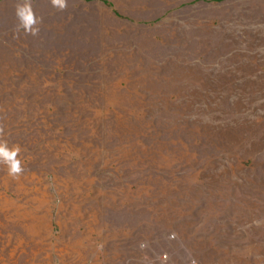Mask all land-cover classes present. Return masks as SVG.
Wrapping results in <instances>:
<instances>
[{
	"label": "rangeland",
	"instance_id": "rangeland-1",
	"mask_svg": "<svg viewBox=\"0 0 264 264\" xmlns=\"http://www.w3.org/2000/svg\"><path fill=\"white\" fill-rule=\"evenodd\" d=\"M143 1L0 0V264H264V0Z\"/></svg>",
	"mask_w": 264,
	"mask_h": 264
},
{
	"label": "crops",
	"instance_id": "crops-1",
	"mask_svg": "<svg viewBox=\"0 0 264 264\" xmlns=\"http://www.w3.org/2000/svg\"><path fill=\"white\" fill-rule=\"evenodd\" d=\"M90 1H96V0H90ZM99 1H102L104 4H107V5H110L111 7H114V8H121L120 7V5H119V7H116V0H99ZM129 1H131V0H129ZM137 2H140V3H142L141 5H140V8L142 9V8H145V7H147V8H150L149 7V4L148 5H145L144 4V2L145 1H143L142 2V0H136ZM146 1H149V0H146ZM151 1V0H150ZM166 1V0H165Z\"/></svg>",
	"mask_w": 264,
	"mask_h": 264
}]
</instances>
